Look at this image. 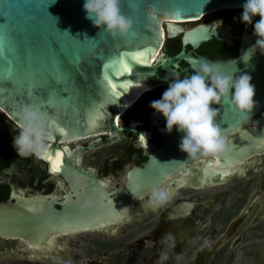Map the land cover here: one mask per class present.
<instances>
[{"label": "water", "instance_id": "1", "mask_svg": "<svg viewBox=\"0 0 264 264\" xmlns=\"http://www.w3.org/2000/svg\"><path fill=\"white\" fill-rule=\"evenodd\" d=\"M85 0H0V111L14 123L17 112L24 103H33L56 117L60 130L53 132L48 152L62 153L59 171L72 184V190L88 188L69 203L59 202L56 208L52 198L35 201L17 193L15 200L0 201V237H17L33 246L49 247L56 234L94 227L116 212L107 215L101 205L90 207V196L107 198L105 204L120 209L127 200L150 190L164 176L179 170L191 158L179 149L184 135L176 127L171 133L165 127L158 128L163 135V144L152 145L151 152L141 168L127 173L125 190L114 196L103 192L92 170L79 166V154L83 146L69 149L67 144L57 145L96 133L122 134L139 132L144 137L148 131L129 122L118 126L115 117L124 111L140 94L143 87L152 88L163 81H171L181 74L179 61L187 65L181 70L198 68L205 56L193 55L185 50L186 45L196 47L212 35L232 43L231 32L224 25L214 22L198 23L184 29L178 24H169L167 37L181 34V48L174 55L159 52L163 41L161 21L196 19L201 14L217 9L243 8L246 0H121V11L132 17L134 23L126 37L113 38L86 18ZM252 45L240 46V55L230 60H210L219 63L222 70L237 75L248 74L255 88L257 102L252 112L242 118L231 99L222 105L217 123L227 134L239 127L264 105V54L253 53ZM148 52L146 63H131V72L117 77L114 82L126 85L122 92L110 90L107 78L122 67L121 58L129 53ZM248 53L247 55H245ZM11 69V75L8 70ZM61 129L63 131H61ZM254 129H245L235 138L228 139L229 146L221 160L244 158L259 141ZM91 147V142L86 144ZM67 152L64 153V150ZM75 186V188H74ZM40 198V197H39ZM92 209V210H90Z\"/></svg>", "mask_w": 264, "mask_h": 264}, {"label": "flooded vegetation", "instance_id": "2", "mask_svg": "<svg viewBox=\"0 0 264 264\" xmlns=\"http://www.w3.org/2000/svg\"><path fill=\"white\" fill-rule=\"evenodd\" d=\"M242 12L243 8H225L185 21L163 19L159 52L172 56L181 48L180 33L167 37L169 24L188 29L198 23L214 22L231 32L229 46L212 35L196 47L186 45L185 50L210 60L236 58L241 45L255 44L254 24L260 19L257 15L252 24H245L241 21ZM253 53L264 54L260 49ZM186 65L185 61H179L182 78L192 73V69L181 70ZM169 82H160L142 92L115 117L118 126L131 122L148 131L146 137L130 131L113 133L108 140L109 132L104 131L57 142V145L67 144L69 149L84 147L79 154V166L92 170L108 196L125 190L127 173L143 166L152 145L163 144L158 128L165 127V122L149 105L162 97ZM5 121L0 120V201H14L12 195L20 193L35 201L52 198L56 208H60L59 202H75L88 188L86 180L81 181L83 190L76 188L74 191L66 178L49 172L46 159L20 157L12 143L18 134L16 123L6 115ZM245 129H254L260 140L244 158L226 162L211 157L190 159L147 192L127 200L120 209L107 206L106 197L90 196L87 202L91 208L97 203L102 207L101 212L111 215L113 210L116 217L112 216L107 223H94L92 228L58 233L51 247L33 246L17 237H0V264L13 261L76 264L82 258L85 259L82 264H145L149 252L159 259L162 251L168 255L164 264H264V105L226 135L228 139L235 138ZM89 141L91 147H86ZM154 187L170 192L167 204L149 206L148 199ZM164 241L172 246L168 247ZM71 243L77 250L70 259L66 245ZM84 253L87 255L83 257Z\"/></svg>", "mask_w": 264, "mask_h": 264}, {"label": "clouds", "instance_id": "3", "mask_svg": "<svg viewBox=\"0 0 264 264\" xmlns=\"http://www.w3.org/2000/svg\"><path fill=\"white\" fill-rule=\"evenodd\" d=\"M120 5L121 0H85L83 8L86 18L94 26L113 38H123L129 34L134 21L122 13ZM257 15L260 17L254 24L257 39L250 50L264 52V0H246L241 21L252 24L253 17ZM236 72L237 69L233 73L226 72L219 63L201 59L198 68L193 65L190 75L183 78L174 76L162 97L150 102L149 106L166 119L169 133L174 127L184 133L179 149L189 158L219 159L228 149V137L216 121L220 109L212 105H222L226 98H230L235 110L246 118L257 103L251 76L237 75ZM16 126L18 134L13 137L12 143L20 157L42 158L48 152L53 132L60 130L58 119L43 110L42 105L33 103H24L19 107ZM170 199L171 194L166 188L154 187L148 204L161 207ZM163 243L172 246L168 241ZM167 259V252L162 251L160 260Z\"/></svg>", "mask_w": 264, "mask_h": 264}, {"label": "snow or ice", "instance_id": "4", "mask_svg": "<svg viewBox=\"0 0 264 264\" xmlns=\"http://www.w3.org/2000/svg\"><path fill=\"white\" fill-rule=\"evenodd\" d=\"M148 52H137V53H129L125 57L121 58V65L122 67L118 69L116 72L110 73L109 77L107 78L108 86L111 91L113 92H122L126 85L122 83H116L114 80L117 77H122L131 72V67L129 66L131 63L139 62V63H146L145 57L148 56ZM8 75H11V69L8 70ZM61 131H63L61 129ZM143 139V137H141ZM67 152V149L64 150V153ZM43 159L49 160V162L53 165L52 171H59L60 170V163L62 162V153L57 151L53 154L47 152L46 155L42 157Z\"/></svg>", "mask_w": 264, "mask_h": 264}, {"label": "rangeland", "instance_id": "5", "mask_svg": "<svg viewBox=\"0 0 264 264\" xmlns=\"http://www.w3.org/2000/svg\"><path fill=\"white\" fill-rule=\"evenodd\" d=\"M143 92V91H142ZM140 92V94L142 93ZM139 94V95H140ZM0 120H4L5 121V115L2 113V111H0ZM68 250H69V255L68 257H70V259L72 258V255L73 253L77 250V246H75L74 244H68L66 245ZM79 249H81L79 247ZM57 251V250H56ZM83 253V252H82ZM87 254H83V257L86 256ZM92 256V255H91ZM156 258V257H155ZM154 256H153V252H149L148 255L145 257V264H164L163 261L160 260V257L159 259H155ZM98 259H103L105 261V258H101V257H98ZM85 261V259H81V260H77L76 264H82V262ZM16 264H27L26 262L24 261H15ZM14 261L13 262H10L9 264H15ZM87 263V262H86ZM47 264H50V263H47ZM235 264H239L238 262H236Z\"/></svg>", "mask_w": 264, "mask_h": 264}, {"label": "bare ground", "instance_id": "6", "mask_svg": "<svg viewBox=\"0 0 264 264\" xmlns=\"http://www.w3.org/2000/svg\"><path fill=\"white\" fill-rule=\"evenodd\" d=\"M182 21H185V20H182ZM150 88H148V87H143L142 89H141V91L140 92H145L146 90H149ZM51 166H53L52 164H51ZM53 240L54 239H52V242H53ZM51 245H52V243H51ZM51 245H49V247H51Z\"/></svg>", "mask_w": 264, "mask_h": 264}]
</instances>
